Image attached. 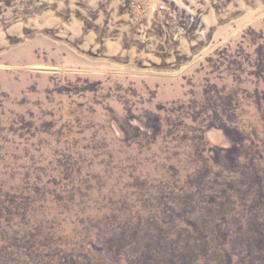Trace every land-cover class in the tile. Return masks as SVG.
Wrapping results in <instances>:
<instances>
[{
    "label": "rangeland",
    "instance_id": "1",
    "mask_svg": "<svg viewBox=\"0 0 264 264\" xmlns=\"http://www.w3.org/2000/svg\"><path fill=\"white\" fill-rule=\"evenodd\" d=\"M0 264H264V0H0Z\"/></svg>",
    "mask_w": 264,
    "mask_h": 264
}]
</instances>
